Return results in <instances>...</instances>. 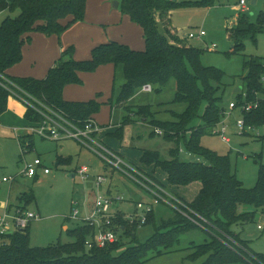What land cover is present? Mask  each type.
Instances as JSON below:
<instances>
[{
  "label": "trees",
  "instance_id": "16d2710c",
  "mask_svg": "<svg viewBox=\"0 0 264 264\" xmlns=\"http://www.w3.org/2000/svg\"><path fill=\"white\" fill-rule=\"evenodd\" d=\"M211 3L212 0H120L122 13L142 30L144 49L133 50L125 44L109 41L94 46L88 59L75 60L74 47L70 46L61 52L44 78L36 79L13 77L7 72L21 62L23 46L30 42L32 33L59 37L73 24L82 21L86 0H0V14L17 12V16L6 17L0 24V115L7 109L12 90L28 102L24 105L26 123L41 121L42 116L37 111L41 110V105L62 113L81 126L100 112L103 103L98 99L101 95L86 102L66 101L63 99L64 89L69 85H81L79 75L82 73H94L101 66L113 65L115 69L121 68L124 82L116 98L112 96L106 104L120 107L125 112L113 135L121 139L124 126L135 119L142 122L150 119L153 130L159 129L164 141L175 146L169 150L167 160L161 159L157 151L143 150L140 163L161 170L173 188L199 185L190 202H184L167 191L184 206L172 209L173 216L154 226L152 236L144 243H139L135 237V231L141 225L137 222L129 225L127 220L123 222L119 217L114 223L124 229L120 241L104 248H86L85 242L95 230L85 223L66 230L71 242H57L46 247L30 246L27 227L0 237L6 243L0 246V264H143L180 251L187 252L186 259L191 262L203 259L200 264H264V254L252 252L248 242L232 232L233 226L253 224L257 214L264 215V165L260 159L256 161L255 185L246 188L232 172L228 156L200 145V139L213 133L227 108L222 106L228 86L224 82L225 73L203 65L201 56L204 50L187 45L186 38L170 27V15L175 9L210 6ZM159 25L165 34L160 33ZM262 34L264 11L257 14L254 22L245 15L238 17L235 26L229 29L232 46L225 55L242 54L244 42L250 40L255 45L257 36ZM242 67L244 85L236 93L234 102L237 108L257 102L256 109L241 115L246 127L258 129L264 126V57L244 58ZM170 80L175 81L173 103L185 105L182 113L171 112L173 121L151 120L150 106L127 104L137 89L149 85L160 92ZM153 130L152 136L155 135ZM256 138L263 141L264 134ZM18 142L21 155H24L32 151L34 137L20 134ZM181 143L192 156L189 160L181 159ZM66 164V159L57 158L56 166ZM33 201L32 193H24L19 198V205L10 208L22 211ZM22 202L25 207L20 206ZM243 207H250V210ZM152 222L153 210L146 215L143 225ZM195 230L206 233L208 240L202 244L191 241L188 247L179 249L181 236ZM122 237L129 239L130 246L121 251Z\"/></svg>",
  "mask_w": 264,
  "mask_h": 264
},
{
  "label": "rangeland",
  "instance_id": "374dc122",
  "mask_svg": "<svg viewBox=\"0 0 264 264\" xmlns=\"http://www.w3.org/2000/svg\"><path fill=\"white\" fill-rule=\"evenodd\" d=\"M173 1L180 2L181 0ZM239 1L212 0L210 6L196 5L178 8L173 11L170 20V27L184 38L190 32L194 34H197L200 30L205 32L203 38L192 40L186 38L185 43L204 50V54L201 56L203 65L213 66L225 73L224 82L228 86L223 95L222 106L224 108L228 106L229 102L236 100V91L244 85L242 82L244 58L249 56L264 57V34L257 36L255 45L250 40H246L244 42L245 51L242 54L225 55L232 46V40L228 35L229 29L235 26L238 17L245 15L251 22H254L257 14L264 11V0H257L255 6L251 5V0H245V12H242L238 7ZM15 16H17V12L1 13L0 24L6 17L13 18ZM78 24L86 27L85 34L73 35L76 32L75 30L78 29H72L66 33L63 32L58 37L59 39L55 38L54 47L59 53L54 56L50 64L44 63L40 67L39 63H35L34 67L35 65L38 66L35 67L36 71L42 68L44 71L42 75H44L48 67L53 65L60 56V49L65 47V49L70 46L74 47L73 56L77 60L84 59L80 57H89L92 48L88 49V44L91 41L107 42L115 39L126 43L131 48L144 49L142 30L122 13L120 0H86L84 18ZM159 31L165 34L164 28L160 25ZM41 35L49 37L44 34ZM22 63L23 61L13 68L10 74L13 75V70L21 68ZM31 67H33V63H31ZM98 70L94 73H82L80 76L82 85L67 86L64 90V98L66 100L70 99L76 96V93L80 90L89 88L88 92H90L92 99L96 98L98 94L101 95L100 101L108 99V102L112 96L115 99L120 86L124 82L121 68L115 69L113 65H105V67H102V71ZM174 94L175 81L170 80L160 92H157L155 88L151 92H143L141 88L137 89L127 104L132 107L150 106L152 109L151 120L173 121L171 112L180 114L185 109L184 104L173 103ZM23 107L16 97L10 95L7 110L0 115V179L3 177L9 180L13 179L11 182L0 184V216L7 206L14 205L17 198L19 199L24 193H32L33 202L27 207L24 206V202L20 204L21 207H25L30 212H39L40 218L30 223L29 244L31 247H46L57 242L68 243L72 241V238L66 234L62 227L66 225L68 229L75 228L82 223V220L91 211L98 195V188L95 186L98 175L106 179V183L101 187L102 191L107 189L111 181V192L107 197L113 201L110 213L112 216L103 220H109L112 228L118 227L114 223L117 217L122 218L124 222L135 212L137 216H142L143 212L142 210H136V204L143 202L146 205L152 202L146 185L154 189L155 186H161V183L168 191L184 200V202L192 201L195 196L196 190L193 186L173 188L168 185L166 176L161 170L155 169L153 173V167L140 163V152L143 150L157 151L161 159L167 160L169 159V150L175 146L171 142L164 141L162 135L155 133L159 129L155 128L153 130L150 126V119L143 122L135 119L133 123L124 126L122 138L117 139L113 134L118 130L125 117L124 110L115 105L111 107L105 102L100 112L94 116L95 123L98 126H106L102 128L104 131L108 130L110 132L109 134L104 133L102 137L98 136V139L105 146L119 152L129 165L135 167L143 175L141 178L144 186H141L120 173H112L97 155L82 147L75 140L52 141L34 137L32 151L21 155L18 136L20 135V129L26 125L22 117ZM241 119L240 109L236 108L230 111L226 108L220 123L227 126L226 136L229 138L230 143L225 144L219 136L210 134L200 139V145L219 155L228 156L232 172L246 188H252L257 177L258 164L256 161L260 159L264 165V140L256 138V132L260 135L264 134V126L255 129L256 132L247 131L246 135L236 127V122ZM110 124L115 126L110 127ZM219 124L214 131L218 132L220 130ZM14 128L19 131L14 133ZM152 130L155 134L153 136L151 135ZM22 134L28 135L26 131H22ZM179 152L183 160L192 158L186 152L182 143ZM58 157L66 159L67 164L56 166ZM36 158L41 159L43 166L49 170V173L44 174L43 168H40L37 170L35 178H26L22 171L26 164L32 163ZM84 166L89 169L90 173L87 179H82L77 174L78 168ZM117 197H122V201H116ZM175 200L180 209L183 202L176 197ZM172 201L174 202V200ZM243 208L250 210V207ZM74 210L79 212L76 219L71 218ZM153 212L154 222L141 225L135 231V237L139 243H144L152 236L154 226H158L161 221L168 220L173 216L172 207L163 203L154 205ZM259 216L261 214H257L253 224H246L243 227L245 228V239L250 241L249 247L256 251V254L264 253V232L257 231V225L264 228V222L258 220ZM234 228L236 227H232V232L235 234ZM207 236L206 233L200 230L186 233L181 236L178 248L188 247L191 241L202 244ZM121 241L124 244L121 251L130 246L129 239L122 237ZM4 244L6 243L0 239V246ZM232 244L242 248L234 241H232ZM186 255L187 252L180 251L154 258L143 264H200L203 261V259H200L191 262L186 259ZM248 255L250 256V253Z\"/></svg>",
  "mask_w": 264,
  "mask_h": 264
},
{
  "label": "built area",
  "instance_id": "2783aa9c",
  "mask_svg": "<svg viewBox=\"0 0 264 264\" xmlns=\"http://www.w3.org/2000/svg\"><path fill=\"white\" fill-rule=\"evenodd\" d=\"M245 6V0H240L238 3V7L242 12H245ZM204 36L205 32L203 30H200L197 34H194L192 32L188 33L186 35V38L192 40L201 39ZM141 89L143 92L152 91V88L149 85L143 86ZM10 93L12 94V96L16 97L23 105L28 104L26 100L15 94L12 90L10 91ZM257 107V102H254L245 103L238 109H240L241 113H248L256 109ZM227 108L228 110L233 111L237 107L235 102H229ZM40 109L41 110L37 109V111L42 116L41 121L37 123H26V125L22 128V131H26L28 135L38 137L42 140H75L79 142L82 147L90 150L92 153L97 155L106 165V167L111 171L120 173L134 183L144 186L141 178L143 175L135 167L126 163L120 155L101 143V141L98 139L101 128L95 123L93 119H88L81 126H78L77 124L68 120V118L65 117V115H63L62 113L56 112L41 105ZM219 126L220 130L218 132L213 131L212 134L219 136L220 140L225 144H229L230 140L226 136L227 126L224 123H220ZM236 127L243 134L247 133V131L256 132L255 128L246 127L243 119L236 122ZM155 133L157 135H162V132L160 130H157ZM256 136H259L258 132H256ZM40 168H43L44 174L49 173V170L43 166L41 159L36 158L32 163L25 165L22 174L26 176V178L31 179L36 176L37 170ZM77 174L82 179H87V177L90 175L89 169L85 166L78 168ZM12 180L13 179L9 180L6 178H2L0 180V184L9 181L11 182ZM104 183H106V179L103 176L98 175L95 181V186L98 188V195L91 211L88 213L86 218L82 220V223L93 227L95 230L91 237L88 238L85 242V246L87 249H91L92 247L104 248L117 243L118 241H120V236L124 230L119 226L112 228L110 226L111 224L109 220H103L104 218L112 216L110 213L112 211L111 208L113 204V201L110 200L107 195L101 190V187ZM145 187L152 198V202L146 205H144L143 202H138L136 204V210H142V216H137L136 212L130 215L127 220L129 225H133L136 222L140 225H143L146 222V215L153 210L154 205H157L159 203L170 206L175 210L179 209L175 198L161 186H155L154 189H151L147 185ZM122 199V197H117L116 201H122ZM172 200H174V202ZM74 204L75 206H77L76 203ZM182 206L184 205L182 204ZM78 214V210H74L71 218L76 219ZM38 218L39 216L34 212L25 210L21 211L19 209H15L13 212H11L10 210L6 209L0 216V237L22 231L30 225L31 221ZM257 228L259 230L262 229L260 226H258Z\"/></svg>",
  "mask_w": 264,
  "mask_h": 264
},
{
  "label": "crops",
  "instance_id": "0c3cea01",
  "mask_svg": "<svg viewBox=\"0 0 264 264\" xmlns=\"http://www.w3.org/2000/svg\"><path fill=\"white\" fill-rule=\"evenodd\" d=\"M252 1V0H251ZM254 1V4L256 5L257 4V0H253ZM254 5V6H255ZM246 7V6H245ZM172 13L173 12H171V15H170V20H171V17H172ZM81 22V21H80ZM80 22H77V23H75V24H73L70 28H68L66 31H65V33L66 32H68V31H70V30H74V29H78V30H75L76 32H74V34L73 35H82V34H85V32H86V27H82V26H80V24H78V23H80ZM55 38H57V39H59L58 37H55V36H49V37H45V36H43V35H41V34H37V33H32L31 34V39H30V42L29 43H26L24 46H23V49H22V51H23V58H22V61H23V63L21 64L22 66H21V68H19L18 70H13V75H11L10 74V71L13 69V68H15L16 66H18V65H16V66H14V67H12L11 69H9L8 70V72H7V74L8 75H10V76H13V77H33V78H36V79H41V78H44L45 76H46V72L44 73V75H42V73L44 72L43 70H42V68H40V70L39 71H36V68L35 67H38V66H36L35 65V67H34V64L35 63H39V66L40 65H42V64H44V63H48V64H50V62L52 61V59L54 58V56L55 55H57L58 53H59V51L54 47V45H55ZM110 41H117V42H119V43H122V44H125V45H127L126 43H124V42H122V41H119V40H115V39H113V40H110ZM107 42H109V41H107ZM107 42H96V41H91L89 44H88V49L89 48H93L94 46H96V45H99V44H103V43H107ZM128 46V45H127ZM66 48V47H65ZM65 48L64 49H60L61 50V52L63 51V50H65ZM131 48V47H130ZM131 49H133V50H142V49H134V48H131ZM80 58H84V59H88L89 57H80ZM75 60H77L76 58H74ZM84 59H80V60H84ZM31 63H33V67H31ZM52 65H50L49 67H51ZM41 67V66H40ZM48 67V68H49ZM102 67H105V66H101V67H99L98 69H100V70H98V71H102ZM48 70V69H47ZM37 74H39V75H37ZM79 76H81V74L79 75ZM80 79H81V77H80ZM82 81V80H81ZM82 85V84H81ZM70 86V85H69ZM66 89V88H65ZM64 89V90H65ZM89 89V88H88ZM88 89H84V90H80L79 92H77L76 93V96H74V97H72V98H70V99H65L64 98V91H63V99L64 100H66V101H68V100H71V101H74V102H86V101H88V100H91L92 99V97H91V95H90V92H88L89 90ZM101 98V97H100ZM100 98L98 99V101L99 102H101V103H104L103 105H105V102L107 103V100H104V101H100ZM93 99H95V98H93ZM110 99V98H109ZM7 103H8V100H7ZM23 105V104H22ZM24 106V105H23ZM7 110V109H6ZM25 111H26V109H25V106L23 107V109H22V117L24 118V114H25ZM93 120L95 121V119L93 118ZM26 122V121H25ZM100 126V125H99ZM108 126V125H107ZM113 126H115V125H111L110 124V127H113ZM102 127H106V126H100V128H101V131H100V134H99V137H102V135L104 134V133H110L108 130L107 131H104V129L102 128ZM19 130L18 129H16V128H14V130H13V132L14 133H16V132H18ZM20 134H22V128L20 129ZM260 135V134H259ZM102 143V142H101ZM103 144V143H102ZM107 147V146H106ZM109 148V147H108ZM109 149H111V148H109ZM112 150V149H111ZM112 151H114L115 153H117L118 155H120V153L119 152H117V151H115V150H112ZM141 153H142V151L140 152V156H141ZM121 156V155H120ZM122 157V156H121ZM123 158V157H122ZM124 159V158H123ZM126 162V161H125ZM127 163V162H126ZM149 167H153V166H149ZM154 168V167H153ZM157 170H159V169H157ZM154 171H155V168H154V170H153V173H154ZM112 173H115V172H113L112 171ZM72 176V175H71ZM166 176V175H165ZM3 178H5V177H3ZM35 178V177H34ZM1 180V179H0ZM5 183H7V182H5ZM2 184V183H1ZM110 184H111V181H110V183L108 184V186H107V189L106 190H104V191H102V192H104L106 195H108V194H110V192H111V188H110ZM160 185H162L164 188H165V190H167L168 191V189L163 185V184H161L160 183ZM191 186H193L194 187V189L196 190V193H197V191H198V189H199V185L198 184H192ZM191 186H189V187H191ZM170 192V191H169ZM171 193V192H170ZM172 195H174L173 193H171ZM175 196V195H174ZM194 198V197H193ZM19 199L17 198L16 199V201H15V203H14V206H17V205H19ZM21 206V205H20ZM6 209H8V210H10L11 212H13L14 210H15V208H10V206H7L6 207ZM25 211H29L28 209H25ZM30 212V211H29ZM39 213V212H38ZM38 213H36L37 215H38ZM39 216V215H38ZM39 218H40V216H39ZM258 220H260V221H263L264 222V216L261 214V216H259V218H258ZM259 225H257V227H258ZM29 228H30V225L28 226ZM236 228H234L235 229V234H237V235H239V237L242 239V240H244V241H247L248 242V247H249V242L250 241H248V240H246L245 239V235H244V231H245V228H243V227H239V226H235ZM262 228V227H261ZM62 229L63 230H68V227L65 225V226H63L62 227ZM237 230V231H236ZM257 231H263L264 232V228H262L261 230H259L258 228H257ZM247 235H248V232H247ZM246 235V236H247ZM250 248V247H249ZM250 250L252 251V252H254V253H256V251H254L253 249H251L250 248ZM261 254H264V253H261Z\"/></svg>",
  "mask_w": 264,
  "mask_h": 264
},
{
  "label": "water",
  "instance_id": "95a60500",
  "mask_svg": "<svg viewBox=\"0 0 264 264\" xmlns=\"http://www.w3.org/2000/svg\"><path fill=\"white\" fill-rule=\"evenodd\" d=\"M251 5H252V6L255 5L253 0L251 1ZM116 6H117V4L115 5V7H116ZM238 91H239V90H237L236 92H238Z\"/></svg>",
  "mask_w": 264,
  "mask_h": 264
}]
</instances>
